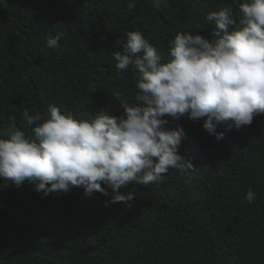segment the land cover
I'll use <instances>...</instances> for the list:
<instances>
[{
  "label": "trees",
  "instance_id": "1",
  "mask_svg": "<svg viewBox=\"0 0 264 264\" xmlns=\"http://www.w3.org/2000/svg\"><path fill=\"white\" fill-rule=\"evenodd\" d=\"M0 0V136L32 130L25 108L47 115L55 104L77 119L100 111L122 115L121 93L135 103V74L119 73L114 53L125 33L141 31L165 59L177 32L209 38L207 14L233 0ZM62 34L59 49L46 47ZM169 119L186 133L178 152L193 169H169L163 182L129 184L127 203L82 187L47 197L35 183L0 180V264H264V114L233 127L221 140L203 130L204 119ZM257 193L254 202L244 197Z\"/></svg>",
  "mask_w": 264,
  "mask_h": 264
},
{
  "label": "clouds",
  "instance_id": "2",
  "mask_svg": "<svg viewBox=\"0 0 264 264\" xmlns=\"http://www.w3.org/2000/svg\"><path fill=\"white\" fill-rule=\"evenodd\" d=\"M157 8L168 0H153ZM239 21L229 8L207 14L214 25L209 39L190 31L177 32L169 42L168 58L159 53L139 30L125 33L122 51L114 53L119 73L135 74V103L121 93L122 115L105 111L92 119H77L55 104L47 115L25 108L22 118L32 130L8 131L0 136V180L21 187L35 183V191L47 197L53 192L84 189L91 197L100 192L108 204L127 203L136 193H121L129 184L148 186L163 182L169 169L184 174L193 169L178 149L186 138L183 127H166L169 119L185 115L221 140L225 131L252 124L264 114V0H233ZM135 6L131 0L129 8ZM61 33L49 34L46 47L59 49ZM257 193L248 189L244 199L252 203Z\"/></svg>",
  "mask_w": 264,
  "mask_h": 264
}]
</instances>
